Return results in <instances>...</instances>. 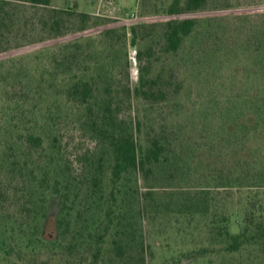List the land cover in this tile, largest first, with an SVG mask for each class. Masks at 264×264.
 I'll return each mask as SVG.
<instances>
[{
  "label": "rangeland",
  "instance_id": "obj_1",
  "mask_svg": "<svg viewBox=\"0 0 264 264\" xmlns=\"http://www.w3.org/2000/svg\"><path fill=\"white\" fill-rule=\"evenodd\" d=\"M171 3L172 0H51L43 6L4 2L0 14V162L12 161L14 154L24 151L23 160L26 157L28 162L43 164L44 152L40 148L32 149L28 160L23 141L26 135L33 134L41 137L48 153L54 147V154L68 163L73 177L79 173L81 163L91 157L101 163L107 179L108 147L81 131L75 123L72 103L66 100L72 99L66 95V88L74 81L72 76L79 72L89 77L107 73L113 77L109 82L112 91L117 92L123 86H135L142 67H148L149 77L171 74L173 79L167 89L171 100L158 106L153 124L155 129L163 120L173 125L176 130L172 133H177L181 145L172 147V152L184 154L188 161L171 160L168 169L161 175H152L147 184L136 174L125 180L130 195L137 189L140 195L148 190L152 193L151 213L140 219L135 193L124 207L148 247L145 264H264V243L248 244L227 254L209 234L217 228L216 215L227 220L221 225H226L231 234L241 231L242 220L249 218L252 211L255 222H264V187L231 191L215 189L210 184L209 201H202L200 194L206 188L204 177L217 164L218 151L229 146L222 139L230 138L235 121L246 123L251 118L253 110L248 100L263 99L264 56L254 50L250 38L261 41L264 0H207L205 7L195 13L174 15L168 14ZM183 3L182 0L181 7ZM185 18L198 22L193 38L179 54L165 53V21ZM132 27L138 32L133 47L129 42ZM147 49L151 58L136 57L137 52L146 54ZM74 55L80 60L75 61ZM103 83L106 82L99 81ZM177 84L180 90L175 97ZM113 97L117 98L116 93ZM16 101L21 109L31 111L13 114L10 109ZM143 109L137 101L124 104L117 120L134 125L137 112ZM5 124L7 128L1 129ZM166 136L174 137L168 131ZM18 180L19 176L11 181L5 171L0 172V264H68V255L61 252L63 246H58L64 241L71 244V264H90L100 247L109 264L113 231L101 243L96 242L97 236L76 240L75 232L81 224L75 212L62 244H49L45 250L28 246L24 236L33 223L28 225L24 214H19V205L24 201L20 193L12 196L9 191L10 183L16 185ZM187 198L203 202L192 218L174 210L175 204L185 203ZM54 199L48 202L49 212L41 230L46 238L58 236L62 203ZM120 199L110 203L116 211ZM104 211L105 206L98 207V228L90 227L91 235L101 231ZM41 222L40 219V226Z\"/></svg>",
  "mask_w": 264,
  "mask_h": 264
},
{
  "label": "trees",
  "instance_id": "obj_2",
  "mask_svg": "<svg viewBox=\"0 0 264 264\" xmlns=\"http://www.w3.org/2000/svg\"><path fill=\"white\" fill-rule=\"evenodd\" d=\"M6 1L48 6L51 0H0V14L4 8L3 3ZM183 1V7H181L182 0H172L168 14L174 15L179 12L192 14L203 9L207 3V0ZM197 24V20L193 18L165 21L163 27L165 53L179 54L185 44L193 38ZM259 30L262 37L261 41L257 43L250 38V42L254 46V50L259 51L264 56V22H262ZM255 32L256 30H253L254 35ZM130 35L129 42L130 46L133 47L138 38L135 27L130 28ZM146 51V54L141 51L137 52L136 57L141 59V56L146 55L151 58L150 49ZM74 57L75 61L80 60L76 55L73 56V59ZM62 66H64L63 61ZM81 73H75L72 76L74 81L66 88L67 97L72 99L66 100L72 103L73 111L77 117L75 123L79 125L81 131L89 133L99 143L108 147V156L110 157L108 178H105L102 167H100L101 163L93 161L91 157L86 158L81 163L79 173L73 177L68 163L59 154H54V147H52L53 153H48V150L42 147L43 140L41 137L33 134L26 135L23 144H27L26 151L28 154L32 149L40 148L44 152L42 159L45 161L43 164H39L37 161L28 162L25 160L26 157L23 160L25 152L21 151L19 154L13 155L12 161H1L0 172L5 171L7 179L11 181L15 176H19L16 185L10 183L12 189L9 191L12 196L20 193V198L24 201L19 205V214H24L25 218L28 219V225L33 223L32 229H29L24 236L28 246L32 248L41 247L45 250L49 244H62L71 226V216L75 212L77 220H80L79 223L81 224L75 232L74 238L76 240H84L87 236L93 239L94 236H97L96 242L101 243L107 234L113 231L112 251L108 263L145 264L148 247L143 234L134 228V218L129 217V213L124 207H126L128 197H134L133 193H135L139 205L138 218L140 219V216L151 213L149 200L152 193L148 190L140 195L137 189L130 195L125 180L129 175L136 174L147 184L152 175H161L165 168L168 169L171 160L188 161L184 154L177 156L172 152V147L181 145L177 133H172L176 130L173 125L167 124V121L163 120L155 129L153 124L155 113L159 109L158 106L171 100L168 99L170 95L167 89L170 86L168 82H171L173 76L169 74L164 77L162 74H158L155 77H149L148 67L146 69L142 67L139 70L138 81L135 86H123L120 91L115 92L112 91V85L109 83L113 79L109 74L98 72L95 76L89 77L86 72ZM103 80L106 83L100 85L99 81ZM174 90L175 97H177L180 85H175ZM263 92L264 83L261 93ZM114 93H116V99L119 101L114 99ZM262 97L263 99L248 100L247 105L253 110L251 118L247 119L246 123L241 120L235 121L231 128L230 138L227 141L222 139V142L229 146L227 150L220 149L218 151L215 160L217 164L212 165L203 179L206 181V188L200 193L202 194V201H209L207 191H210V184L215 189L227 188L231 191L241 188L264 187V95ZM176 100L178 101V99L174 101L176 102ZM132 101H137L144 109L137 112L134 125L119 123L117 120L118 111L122 105H130ZM12 103V108L9 109L13 114H18V112L24 114L31 111V109L26 111L21 109L17 101ZM175 106H180V103H176ZM174 108L178 111L176 107ZM9 125L12 128H18L16 124ZM6 128V124L1 127V129ZM177 129L180 131L182 128ZM167 131L174 136L172 139L166 136ZM27 157L29 160L31 154ZM18 158L22 160H18ZM179 168L181 169V167ZM146 188L149 189L150 187ZM119 197H121L120 207L116 211L110 203L112 201L118 202ZM51 198L62 203L61 216L57 221L58 236L46 238L41 230L44 226V220L48 216V202ZM202 204L203 202H198L197 198H187L185 203L175 204L174 210L192 218L194 214L199 212L196 211V208ZM216 204L219 206V202ZM103 206H105L103 227L99 233L95 231V235H91L89 228L97 224L95 215L98 214V207ZM166 206L162 205V208L165 207L164 209L167 211L169 204L166 203ZM88 212L91 215H88ZM40 219L43 220L41 226L39 224ZM115 220L116 224L114 225ZM214 220L217 228L212 229L209 234L212 235L213 240L223 245V251L227 254L236 253L248 244L264 243V222H255L253 211L249 218L242 220L241 231L237 234H231L226 225H221L227 220L220 215H216ZM95 227L98 228V226ZM66 244L64 241L63 245L58 246H63L61 252L68 255L69 260L67 259V262L71 264L70 258H73L71 254L69 255L71 244ZM104 255L102 248H97L92 255L90 264H107L104 261Z\"/></svg>",
  "mask_w": 264,
  "mask_h": 264
}]
</instances>
